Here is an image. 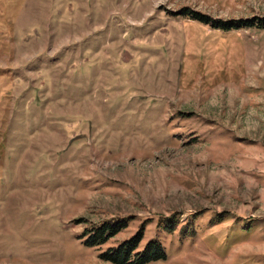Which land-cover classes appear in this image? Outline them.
<instances>
[{"label":"rangeland","instance_id":"obj_1","mask_svg":"<svg viewBox=\"0 0 264 264\" xmlns=\"http://www.w3.org/2000/svg\"><path fill=\"white\" fill-rule=\"evenodd\" d=\"M264 0H0V264H264ZM126 226L84 244L104 223Z\"/></svg>","mask_w":264,"mask_h":264},{"label":"trees","instance_id":"obj_2","mask_svg":"<svg viewBox=\"0 0 264 264\" xmlns=\"http://www.w3.org/2000/svg\"><path fill=\"white\" fill-rule=\"evenodd\" d=\"M184 15L190 18L209 23L214 28L229 30L240 27H264V16L249 17V18H230V19H213L212 17L203 14L199 11H192L188 8H183ZM126 226L125 221L115 223L113 225L104 223L98 227H92L87 234L84 244L97 246L104 244L109 238L117 234ZM142 240L140 231L133 234L131 237L122 240L114 247H109L99 254V257L112 264H147L152 260L163 258L164 250L157 240H149L141 249L139 244Z\"/></svg>","mask_w":264,"mask_h":264}]
</instances>
